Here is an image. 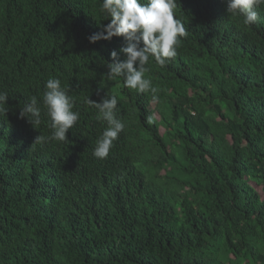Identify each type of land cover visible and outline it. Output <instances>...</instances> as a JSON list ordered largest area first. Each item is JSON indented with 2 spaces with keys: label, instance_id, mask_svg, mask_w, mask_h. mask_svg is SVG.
Listing matches in <instances>:
<instances>
[{
  "label": "trees",
  "instance_id": "obj_1",
  "mask_svg": "<svg viewBox=\"0 0 264 264\" xmlns=\"http://www.w3.org/2000/svg\"><path fill=\"white\" fill-rule=\"evenodd\" d=\"M101 4L0 0V264H264V6L246 26L227 0H178L188 35L163 67L150 57L153 102L107 78L124 42H88ZM53 77L80 117L68 142L35 143ZM112 95L125 128L100 159L107 123L85 98Z\"/></svg>",
  "mask_w": 264,
  "mask_h": 264
},
{
  "label": "clouds",
  "instance_id": "obj_2",
  "mask_svg": "<svg viewBox=\"0 0 264 264\" xmlns=\"http://www.w3.org/2000/svg\"><path fill=\"white\" fill-rule=\"evenodd\" d=\"M178 0H102L100 11L108 18L102 30L87 37L89 43L100 40L110 41L121 37L124 46L110 51V63H107L109 80L122 78L127 88L138 93H150L155 102L158 89L146 78L150 57L163 67L168 59L177 55L180 38L188 31L184 24L175 17ZM264 6V0H227L226 13L242 18V23L251 26L260 22L257 8ZM123 55L125 59L121 60ZM42 105L49 118L51 136L38 135L35 143L49 141L68 142L66 133L79 120L80 113L74 111L73 97L69 88L61 84L58 78H50L44 85ZM7 92L0 91V118H5L9 108ZM85 103L97 109V120L107 123L102 135L97 139L93 155L107 158L125 123L117 117L118 99L115 95L103 96L99 102L85 98ZM19 117L27 120L33 128L42 123L41 107L36 96H32L19 111ZM151 122V117L149 118Z\"/></svg>",
  "mask_w": 264,
  "mask_h": 264
},
{
  "label": "rangeland",
  "instance_id": "obj_3",
  "mask_svg": "<svg viewBox=\"0 0 264 264\" xmlns=\"http://www.w3.org/2000/svg\"><path fill=\"white\" fill-rule=\"evenodd\" d=\"M154 106V105H153Z\"/></svg>",
  "mask_w": 264,
  "mask_h": 264
}]
</instances>
